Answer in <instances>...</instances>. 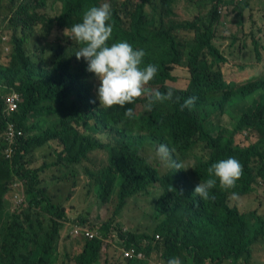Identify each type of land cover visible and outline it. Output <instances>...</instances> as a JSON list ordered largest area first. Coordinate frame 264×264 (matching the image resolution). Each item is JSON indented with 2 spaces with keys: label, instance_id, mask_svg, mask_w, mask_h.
Masks as SVG:
<instances>
[{
  "label": "trees",
  "instance_id": "obj_1",
  "mask_svg": "<svg viewBox=\"0 0 264 264\" xmlns=\"http://www.w3.org/2000/svg\"><path fill=\"white\" fill-rule=\"evenodd\" d=\"M3 1L9 16L4 28L0 26V44L10 53L7 63L0 57V264H57L60 233L70 222L87 223L97 233L86 238L71 232L84 240L75 264H101L103 249L115 243L146 253L144 258L123 257L126 264L154 260L167 264L171 258L180 264H256L255 247L264 240V215L258 208L232 205L229 199L235 192L237 197L255 194L249 200L260 205L264 201V44L263 36L250 32L261 68L236 76L215 42L214 31L223 7L234 0H200L196 12L207 5L206 14L168 25L166 14L181 0H109L113 33L108 44L126 41L143 49L142 66L158 68L147 88L173 90L172 100L155 104L151 112L141 110L144 96L124 108L99 106L96 76L86 71L83 58L75 56L81 45L67 36L70 29L81 22L85 10L103 0H52L51 5L61 4L54 16L46 11L50 0H0V4ZM249 7L248 1L239 6V16ZM53 34L55 38L48 39ZM64 37L72 46L62 42ZM40 40L54 42L51 60ZM29 44L35 48L31 54ZM247 65L236 64L241 73L253 67L252 62ZM181 68L188 75L184 87L176 84L175 71ZM5 89L20 95L18 108L10 114ZM189 96L196 97L195 105L181 111ZM127 108L133 109L132 118L124 115ZM11 121L20 133L9 141ZM243 134L248 138L255 134L256 139L241 145L236 137ZM54 142L55 159L40 153ZM159 144L174 149L184 165L185 160H194L192 168L168 167L145 153L147 148L156 151ZM96 150L107 154V164L93 171L86 161ZM229 157L243 166L236 187L224 191L217 182L210 193L215 199L200 200L194 188L209 178L207 168ZM41 158L43 162L36 165ZM80 165L103 204L116 195L110 218H72L66 202L55 201L50 193V178L60 183L70 176L74 192L82 177ZM129 199L144 211L151 209L147 215L152 222L135 230L122 227L116 216Z\"/></svg>",
  "mask_w": 264,
  "mask_h": 264
},
{
  "label": "rangeland",
  "instance_id": "obj_2",
  "mask_svg": "<svg viewBox=\"0 0 264 264\" xmlns=\"http://www.w3.org/2000/svg\"><path fill=\"white\" fill-rule=\"evenodd\" d=\"M199 1L200 0H181V2L171 11V13L166 14L167 25L172 23H184L186 21L193 20L197 14H206L209 10L207 5H205L203 8L200 7L199 11L196 12V7L194 6H197ZM245 1H248L250 7L244 10L243 14L239 16L240 14L238 12V7L243 5ZM52 2V0L49 1V7L46 9V11L48 14L54 16L60 12L61 4L60 2H56L54 5H51L50 3ZM102 2L110 4L109 0H103ZM258 4H262L261 8L259 9L256 8ZM6 6L7 3L5 1L0 4V26H2V28H4L3 25L8 21L9 16V10ZM221 14V20H219L216 26H214V31L216 34L215 42L221 48V51L229 58V65L233 68V70L236 71H234L235 75L237 76L242 74L245 76L249 75L250 73L257 72L261 68V64L256 62V54L254 50V44L251 41L250 32H253L256 37L262 38L263 36L262 43L264 44V0H234L231 4L223 7ZM55 30L56 29H54V31ZM6 31L10 34L8 30ZM186 35H189V33ZM54 38L55 34H53L51 38L48 35V39L53 40ZM66 40L67 38L64 37L62 42H65ZM68 40L66 43H68L69 46H72ZM245 40H247V45L243 46ZM40 43H42V46L45 47L46 57L48 56V59L51 60L53 54L55 53L53 47L54 42L51 41L49 44L47 41L40 40ZM28 46L32 47L31 44ZM33 49H35L34 46L31 50L27 48L30 54L34 52ZM8 52L10 53V51ZM9 53H7L6 46L4 44H0V57L4 63L8 62ZM186 61L187 59L184 57L183 62L186 63ZM248 62H252L253 67H251L249 70L244 69L242 73L239 72L236 64L243 63L245 65H249ZM184 71L186 70L182 68L175 71L179 77V80H177L176 83L178 87H184L188 83V75ZM94 84L96 90L99 85V80L97 78L94 80ZM9 92L11 91L5 89L4 95L8 94ZM143 109L144 107L141 108V110ZM246 134H243V136L237 135L236 139L239 144L248 145L256 139L255 134L250 135L249 138ZM55 143L56 142H54L50 148H46L47 146H45V148L41 149L40 153L48 152L46 154L52 156V158L55 159L57 155V150L54 146ZM145 153L150 155L152 158L154 156L156 157L155 150L153 151L147 148ZM41 162H43L42 158L36 161L35 164L37 165ZM185 162L186 166H189L187 169L190 170L195 161L185 160ZM86 164L89 165L93 171H97L107 164V154L102 150H96L92 152L90 161H86ZM81 166L82 165L79 166V169L81 171L82 177L76 180L75 184H77V188L74 190V192L72 189L74 180L70 176V178L66 177L60 183H55L54 181L52 182V179L50 178L47 181L48 183H51L49 186L50 193L54 196L55 201L63 203L66 202L65 205L68 207V214L72 218H76V216H84L88 219L95 220L110 218L113 215L114 207L116 205V195H112L110 200L103 204L101 202L102 200L97 197V194L94 191V181L91 179L88 173L86 174L83 172L84 168ZM159 168L161 171H164L165 169L163 166ZM61 171H65V168H62ZM64 173L65 172L62 174V178H64ZM71 192H73V194L69 196ZM254 196L255 194L250 193L245 196H238L235 199L230 197L229 201L232 205L236 204L241 209H247L248 206L252 209L258 208L259 212L264 215V201L263 204L260 205L258 202H254L252 198L249 200V197ZM21 201L22 197L19 196L17 198V202ZM150 212L151 209L144 211V208H141L138 204H136L133 199H129L124 206L123 211L118 214L116 218L122 227L135 230L140 226L145 227L147 226V223L152 222L149 216ZM60 234L61 235L57 246L59 252L57 264H75L73 261L74 256L80 251V249H82L81 246L84 240L80 238H74L71 235L72 233L70 223H67L63 227ZM261 241L262 246L260 245L255 247L254 256L256 259V264H264V240ZM113 242L115 243V241ZM122 248V246L116 247L115 243V245H109L107 249H103V253L105 254L102 255L101 264H104L106 259V264H126V260H124L125 258H123L121 254ZM154 261L151 263L156 264Z\"/></svg>",
  "mask_w": 264,
  "mask_h": 264
},
{
  "label": "clouds",
  "instance_id": "obj_3",
  "mask_svg": "<svg viewBox=\"0 0 264 264\" xmlns=\"http://www.w3.org/2000/svg\"><path fill=\"white\" fill-rule=\"evenodd\" d=\"M111 16L112 9L109 3L92 6L84 11L81 22L74 24L67 35L81 45L75 56L78 60L83 58L87 62L86 71L93 73L99 80L96 88L99 106L105 109L115 106L124 108L144 96L146 98L144 109L151 112L155 104L172 100L173 90L169 89L162 93L158 89L147 88L156 77L158 68L154 64L142 66L146 55L143 49H134L126 41L108 44L113 33ZM195 101V96L187 97L180 105V110L183 111L185 108L191 110ZM124 115L132 118L133 109L127 108ZM174 152L175 150L170 149L167 144H159L155 155L165 166L175 169L189 168L176 159ZM207 173L209 178L204 182L200 181L194 188V193L203 201L215 199L210 193L217 187V182L221 190L235 188L236 182L243 175V166L236 158L229 157L212 163L207 168ZM236 197L235 192L231 193L232 199ZM70 226L73 233L74 225L71 222ZM167 264H180V261L171 258Z\"/></svg>",
  "mask_w": 264,
  "mask_h": 264
},
{
  "label": "built area",
  "instance_id": "obj_4",
  "mask_svg": "<svg viewBox=\"0 0 264 264\" xmlns=\"http://www.w3.org/2000/svg\"><path fill=\"white\" fill-rule=\"evenodd\" d=\"M5 99L7 104L6 111L8 114H10L12 110L18 108L20 102V95L17 92H11L5 96ZM17 133H20V131H18V129L15 127L14 121L8 122L6 138L9 139V141H11L16 136ZM73 235L83 236L86 238H93L96 237L97 233L92 231L91 228L86 223L84 225L74 224ZM156 237L158 238L159 235H156ZM122 254L123 257H129V258L134 256H137L138 258L146 257V253L143 250L141 251L137 250V248L135 247L122 248Z\"/></svg>",
  "mask_w": 264,
  "mask_h": 264
}]
</instances>
